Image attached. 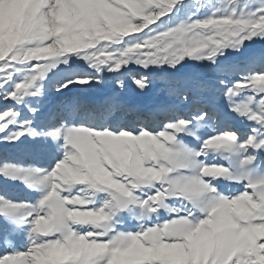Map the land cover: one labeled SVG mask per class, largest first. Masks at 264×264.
<instances>
[{"label":"snow or ice","instance_id":"1","mask_svg":"<svg viewBox=\"0 0 264 264\" xmlns=\"http://www.w3.org/2000/svg\"><path fill=\"white\" fill-rule=\"evenodd\" d=\"M220 2L223 10L207 14L191 0H0V100L30 113L0 112L7 132L0 139L15 145L32 137V151L61 154L50 169L0 162V176L44 190L36 204L0 195V264H264V173L255 175L264 166V44L249 46L264 42V2L255 11ZM241 50L239 61L220 60ZM186 59L208 62L207 72L172 79L169 98L135 119L91 125L57 115L34 125L39 100L33 107L25 99L42 95L39 82L61 63L56 91L71 92L102 85L105 69H176ZM125 76L141 90L153 78L129 70L113 78L121 92L104 103L68 102L109 116L122 111ZM225 107L245 129L220 127ZM219 149L230 167L236 158L234 171L200 160ZM225 177L243 190L224 194L214 180ZM161 209L168 218L152 223ZM122 213L138 221L135 231L117 227Z\"/></svg>","mask_w":264,"mask_h":264},{"label":"rangeland","instance_id":"2","mask_svg":"<svg viewBox=\"0 0 264 264\" xmlns=\"http://www.w3.org/2000/svg\"><path fill=\"white\" fill-rule=\"evenodd\" d=\"M193 4L201 3L205 7L200 8L199 4L197 7L201 13L210 14L217 9L223 10L224 4L220 0H191ZM264 0H239L238 7L244 8L245 11H255L256 7ZM247 5V7H245ZM3 5L0 4V30H3L4 20L2 15ZM166 19V18H165ZM180 19H187L186 16H181ZM178 22V21H177ZM154 27V25L150 26ZM144 31H147L145 29ZM130 35H137L136 33H130ZM248 42H246L247 44ZM264 42L259 44L253 42L250 47H259ZM244 50L241 52L228 51L223 57H220L221 61L225 63L236 62L243 58ZM208 62L202 61L197 63L194 60L186 59L182 65H178L176 69L168 68L167 66L163 68H151L150 70H145L142 66L130 64L127 66H122L118 72H109L106 69L102 71L104 83L98 85L93 83L92 85H77L71 92L68 90H63L62 92L56 91V81L60 78L63 71L65 70L64 64H58L56 68L51 69L47 74L46 78L40 81L42 85V95L38 97L25 98L26 100H31V106L36 107V101L39 100L38 106V116L33 121L34 125H42L43 123L49 122L53 116H59L60 119L64 121H69L73 123L83 122L85 124L91 125H101L106 120L108 122H115L120 118L135 119L137 112H152L154 111L162 102L169 98V93L167 89L169 88V82L183 75L185 72L195 68L203 73L207 72ZM76 66L82 71L93 72L94 70L89 68L88 65L81 61H76ZM131 70L133 73L148 74V71L152 73V82L148 85L147 90H141L137 85L134 84L131 77H122L126 92H122L120 100L124 105V110L122 111H111V116L106 115L103 111H90L87 108L77 107L73 108L69 104V99L72 96H78L80 105H91L85 100L86 97H96L100 100V103H104L108 97H111L114 92H121L119 87L111 82L113 78L119 77L122 73ZM27 73H17V77L26 75ZM15 107L22 111L23 116H30L28 109L23 105H17L15 102L0 100V112L4 111L6 107ZM140 106V109H137ZM224 113H228V109L224 108ZM60 121L57 120V123ZM231 126L233 128L245 129L246 124L242 123L241 120L235 118L234 114H227L222 118L220 127ZM14 126H9V131H11ZM208 133L207 129L201 130V135ZM210 134V133H208ZM7 135V132H0V137ZM20 141H17L15 145L7 143V141L0 139V162L7 161L11 163H16L23 165L25 167L36 166L39 168L50 169L51 166L60 158V153L56 150H47L41 153H36L31 150L30 145L34 143V138L32 137H21ZM185 142L189 146H195L199 148V143L195 142L192 137H186ZM18 145V146H17ZM228 157V153L223 149L211 150L207 154V158L200 157L201 161L210 164L222 165L230 172L235 170V166L238 161L235 157L231 160V167ZM264 173V166L261 167L260 171L255 173L256 176ZM216 187L222 191L224 194L240 192L243 190L242 183H236L225 178H217L214 180ZM44 190L42 188L29 187L20 180H10L5 179L0 176V195L5 196L7 199L12 201H27L29 204H36L39 199L42 198ZM166 203L170 207H179V204L175 200H166ZM169 213L165 209H161L159 217H152V223H159L167 219ZM121 219L117 227L121 230L135 231L138 226V221L132 218L128 213H122ZM3 217L0 216V220ZM28 232L25 230L21 236V246L27 241Z\"/></svg>","mask_w":264,"mask_h":264},{"label":"bare ground","instance_id":"3","mask_svg":"<svg viewBox=\"0 0 264 264\" xmlns=\"http://www.w3.org/2000/svg\"><path fill=\"white\" fill-rule=\"evenodd\" d=\"M85 100L88 104H91V105L100 103V100L96 97H86ZM137 109H140V106H137Z\"/></svg>","mask_w":264,"mask_h":264},{"label":"clouds","instance_id":"4","mask_svg":"<svg viewBox=\"0 0 264 264\" xmlns=\"http://www.w3.org/2000/svg\"><path fill=\"white\" fill-rule=\"evenodd\" d=\"M132 47H137L136 45H132Z\"/></svg>","mask_w":264,"mask_h":264}]
</instances>
